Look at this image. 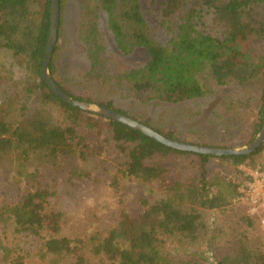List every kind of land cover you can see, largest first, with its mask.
<instances>
[{"label":"trees","instance_id":"16d2710c","mask_svg":"<svg viewBox=\"0 0 264 264\" xmlns=\"http://www.w3.org/2000/svg\"><path fill=\"white\" fill-rule=\"evenodd\" d=\"M63 3L59 0L57 41L48 65L51 78L74 100L128 116L111 100L75 94L57 80ZM79 5L77 39L88 65L85 80L105 94L110 88H123L142 103L178 104L213 94L215 88L235 86L242 95L230 101L231 106H252L255 115L248 143L259 134L264 52L255 44L264 42V0H161L154 26L146 17L144 0H80ZM50 6L51 0H0V49L10 52L20 68L17 76L0 63V172H10L23 187L14 201L0 202V232L31 240L34 255L48 264H264V251L255 239L239 233L226 241L224 226L207 220L211 212L230 206L240 187L228 175L212 173L209 162L217 159L243 175L238 167L264 150V143L248 155L182 152L69 106L41 76ZM207 13L210 25L204 21ZM100 15L119 52L144 50L147 59L141 66L120 73L112 70L96 22ZM249 87L252 92H245ZM138 122L150 127L148 120ZM155 131L184 142L172 131ZM187 143L223 147L209 139ZM109 145L123 159L124 176L156 186L164 197L142 199L143 208L135 215L120 213L104 237L84 241L62 236V214L51 208L55 191L45 177L62 172L74 160L100 156ZM239 222L246 228L255 226L248 216ZM18 247L10 250L0 241V264H29L30 250L19 253Z\"/></svg>","mask_w":264,"mask_h":264},{"label":"rangeland","instance_id":"374dc122","mask_svg":"<svg viewBox=\"0 0 264 264\" xmlns=\"http://www.w3.org/2000/svg\"><path fill=\"white\" fill-rule=\"evenodd\" d=\"M147 19L151 26L158 23L161 0H144ZM80 0H64L60 16L59 50L56 53V77L65 89L75 94H92L100 101L114 102L115 108L121 109L128 116L138 121L148 120L149 126L162 133L172 131L184 142H196L209 139L223 147L239 148L246 146L251 137V125L255 119L252 106L235 108L230 101L240 98L242 89L235 86L215 88L213 94L206 95L178 104L158 101L142 103L123 88L111 89L109 94L102 92L91 81L85 80L88 69L84 58V50L77 39L79 28ZM205 24L210 25V15L205 14ZM101 43L106 46V54L113 63L112 70L122 72L129 68L141 66L147 59L143 49H135L129 55L119 52L106 30L105 17L96 19ZM106 43V44H105ZM256 47L264 52V42L256 43ZM0 63L10 66L19 76L20 68L14 62L10 52L0 49ZM253 87L244 90L252 92ZM255 90V89H254ZM254 92V91H253ZM59 119V114L53 113ZM254 140V139H253ZM123 159L109 145V149L100 156L91 157L86 161H73L62 172L49 174L44 182L51 184L55 196L51 200V208L62 214L61 235L71 239L88 240L90 237H104L115 227L120 213L135 215L142 210L141 200L153 202L164 197V194L151 184L143 183L132 177L124 176ZM212 173L226 174L240 183L239 196L222 212H211L207 220L214 224H222L227 232L226 241L233 236L244 233L255 239L264 251V195L255 207L250 202L247 191L248 181L245 177L255 170L264 173V150L257 153L245 165L238 167L244 174H237L233 168L213 159L209 162ZM23 187L16 183L10 172H0V202L14 201ZM263 189L258 188L257 191ZM264 194V192H263ZM250 217L255 226L246 228L241 225V216ZM1 231V230H0ZM0 241L10 250H30L29 264H48L35 254V244L24 240L12 232H0ZM33 243V245H32ZM13 251V252H14ZM15 253V252H14ZM3 253L0 249V259ZM5 264V262H4Z\"/></svg>","mask_w":264,"mask_h":264},{"label":"water","instance_id":"95a60500","mask_svg":"<svg viewBox=\"0 0 264 264\" xmlns=\"http://www.w3.org/2000/svg\"><path fill=\"white\" fill-rule=\"evenodd\" d=\"M51 16H50V31L49 37L46 44L45 56L43 59L41 76L47 85V87L59 98H61L69 106L82 110L87 113H93L105 119L121 123L135 131H139L144 136L153 139L165 147L182 151L190 152L198 155H206L212 157H222V156H232V155H248L257 150L264 143V100H263V117H262V127L259 134L255 139L247 144L246 146L239 148H229V147H209L198 144H191L187 142L178 141L175 139H170L164 135L156 132L152 128L136 121L135 119L118 113L112 109L105 108L103 106L91 105L83 103L72 99L66 95L53 81L51 78L48 65L51 59L53 49L57 41V31L59 27V0H51Z\"/></svg>","mask_w":264,"mask_h":264},{"label":"built area","instance_id":"2783aa9c","mask_svg":"<svg viewBox=\"0 0 264 264\" xmlns=\"http://www.w3.org/2000/svg\"><path fill=\"white\" fill-rule=\"evenodd\" d=\"M251 182L247 184V191L250 194V202H252L253 207L258 204L260 196L264 195V173L255 170L253 174L250 173ZM258 188L263 189L262 191H257ZM262 194V195H261ZM261 224L264 225V219L261 220Z\"/></svg>","mask_w":264,"mask_h":264}]
</instances>
